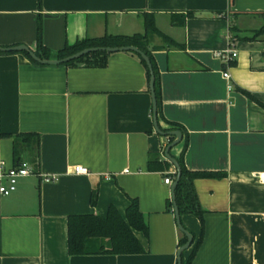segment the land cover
<instances>
[{"label":"crops","instance_id":"1","mask_svg":"<svg viewBox=\"0 0 264 264\" xmlns=\"http://www.w3.org/2000/svg\"><path fill=\"white\" fill-rule=\"evenodd\" d=\"M144 13L168 37L153 34L150 47L162 115L187 131L183 161L220 175L194 181L203 222L181 215L193 236L182 258L202 232L190 264H264V108L241 91L264 102V35L251 39L264 25V0H0V45L36 50L40 19L52 51L86 37L141 34ZM230 45L238 54L226 64L216 53ZM21 133L41 139L20 149L32 173L0 193V264H177L181 230L164 181L175 180L164 153L170 138L154 130L146 68L135 54L111 52L103 67L40 66L23 53L0 54L6 167L15 166ZM182 149L181 139L171 156ZM149 158L162 164L150 168ZM77 165L89 172L75 173ZM131 198L149 227L146 236L136 232L143 252L69 254V215L106 216L110 205L124 215Z\"/></svg>","mask_w":264,"mask_h":264},{"label":"trees","instance_id":"2","mask_svg":"<svg viewBox=\"0 0 264 264\" xmlns=\"http://www.w3.org/2000/svg\"><path fill=\"white\" fill-rule=\"evenodd\" d=\"M40 1V0H39ZM192 12H188L186 16L191 15ZM143 19L145 22V31L143 33L135 34H105L99 37L93 38H82L78 39L73 44H65L61 49L57 51H52L43 44V27L41 19L38 22L37 27V49L34 50L36 54L41 58H59L70 56L75 54L77 51L84 48L93 47H120L125 45L136 46L140 51H144L151 62L154 73V83H155V96L157 99V115H158V125L162 131L170 130H181L183 149L179 155L176 156L178 162H180L181 172L180 180L175 188L176 194V204L180 214H192L196 215L201 223L203 222L204 210L201 208L200 201L198 198V193H196L194 181L199 177L208 176H218L219 174L213 172H202V171H190L187 169L185 162L183 161L184 152L187 148V131L178 122H172L167 120L164 115H162V99H161V83L159 69L156 66L155 58L150 47V37L153 34H160L161 31L156 27L155 19L152 14H143ZM253 38L264 35V25L259 29L254 31ZM166 37L165 35H163ZM168 39V37H166ZM172 43L174 40H170ZM178 45V44H177ZM135 54L143 63L146 68L147 82L150 79V70L147 67L143 57L134 51L126 50ZM12 53H23L26 55L30 61L36 65L44 66L36 60H34L31 55L26 51H10L3 52L0 54H12ZM111 52L105 51H93L91 53L85 54L78 57V59L70 60L60 64L66 66H78L83 65L87 67H103L107 64L109 54ZM150 85V83H149ZM241 91L252 100H256L263 108L264 102L259 100L256 96L251 95L248 91L241 89ZM170 142L174 137L169 136ZM41 136L38 133H21L14 137V155H15V166L20 165V149L24 147H29L32 144L39 146ZM153 162L159 163L156 160L149 158L150 168H154ZM220 176V175H219ZM91 204L96 205L98 196L97 189L91 192ZM172 201L168 202V206L171 207ZM123 215L114 205H110L106 216L96 215L93 213H82V214H71L68 216V250L70 255H83V254H99V253H109V254H131L139 253L144 251L143 244L139 241L136 232L140 231L145 236L148 235L149 227L145 220L143 212L140 210L138 205V200L136 198H131L129 206L125 210ZM186 228V227H185ZM190 232V231H189ZM202 232L197 239L194 248L192 249L187 260L182 259V264H190L195 251L200 244ZM187 237L181 231V236L179 238V246L186 243Z\"/></svg>","mask_w":264,"mask_h":264},{"label":"water","instance_id":"3","mask_svg":"<svg viewBox=\"0 0 264 264\" xmlns=\"http://www.w3.org/2000/svg\"><path fill=\"white\" fill-rule=\"evenodd\" d=\"M105 51V52H116V51H125V50H131L134 52L139 53L143 59L146 62L147 67H149L150 70V79H149V83H150V93H151V99H152V115H153V127L154 130L157 133H161L163 135H168V136H172L174 137V139L169 142L166 145L165 148V157L173 163L174 167H175V180L174 182L171 184V189H170V194H171V200H172V204H173V210L175 213V219H176V224L179 227V229L186 235L187 240L186 243H184L183 245H180L178 247V250L176 252V258H177V264H182V253L184 250L188 249L191 244L193 243V236L192 234L185 228V226L182 225L181 222V214L180 211L178 210L177 204H176V194H175V188L177 187V184L180 180V172H181V166H180V162L177 161V159H175L174 157L171 156L170 154V150L172 147H174L178 142L181 141L182 139V131L175 129V130H170V131H162L158 125V115H157V99L155 96V83H154V73H153V67L151 66V62L150 59L148 57V55L144 52V51H140L136 46L133 45H125V46H120V47H93V48H84L82 50L77 51L75 54L70 55V56H66L63 57L62 59L59 58H41L39 57L36 52L30 48L28 45L26 44H18V45H12V46H2L0 45V51L3 52H10V51H26L28 52L31 57L42 63L45 65H60L63 62H67L70 60H74V59H78V57L83 56L85 54L91 53L93 51Z\"/></svg>","mask_w":264,"mask_h":264},{"label":"built area","instance_id":"4","mask_svg":"<svg viewBox=\"0 0 264 264\" xmlns=\"http://www.w3.org/2000/svg\"><path fill=\"white\" fill-rule=\"evenodd\" d=\"M237 54L236 49H233L231 45L226 48V50L216 53V55L219 58H222L226 64L237 57ZM223 76L226 79L230 77L228 70L223 71ZM74 172L77 174L88 173L89 169L84 165H77L74 167ZM31 173L32 170L26 162H22L20 165L12 167H6L4 162H0V193L3 195H9L17 189L19 178L28 176ZM173 174L175 175V171ZM164 178V181L167 184H172L174 182V179L170 176ZM5 180L6 182H4Z\"/></svg>","mask_w":264,"mask_h":264}]
</instances>
